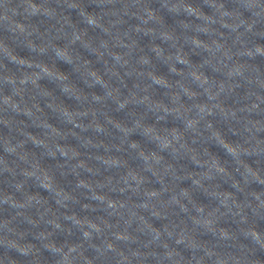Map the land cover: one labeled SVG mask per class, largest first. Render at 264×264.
<instances>
[{
  "label": "clouds",
  "instance_id": "9594fccd",
  "mask_svg": "<svg viewBox=\"0 0 264 264\" xmlns=\"http://www.w3.org/2000/svg\"><path fill=\"white\" fill-rule=\"evenodd\" d=\"M0 264H264V0H0Z\"/></svg>",
  "mask_w": 264,
  "mask_h": 264
}]
</instances>
